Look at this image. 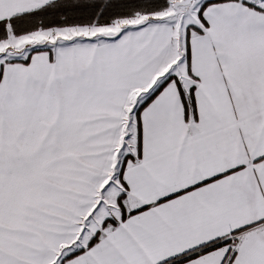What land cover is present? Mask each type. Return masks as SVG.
Returning a JSON list of instances; mask_svg holds the SVG:
<instances>
[{"label":"snow or ice","instance_id":"snow-or-ice-1","mask_svg":"<svg viewBox=\"0 0 264 264\" xmlns=\"http://www.w3.org/2000/svg\"><path fill=\"white\" fill-rule=\"evenodd\" d=\"M0 264H264V0H0Z\"/></svg>","mask_w":264,"mask_h":264}]
</instances>
